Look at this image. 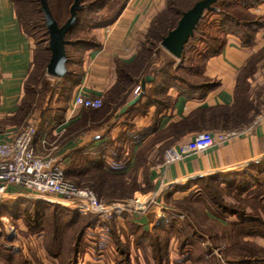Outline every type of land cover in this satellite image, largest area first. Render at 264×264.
Segmentation results:
<instances>
[{"label": "crops", "instance_id": "1", "mask_svg": "<svg viewBox=\"0 0 264 264\" xmlns=\"http://www.w3.org/2000/svg\"><path fill=\"white\" fill-rule=\"evenodd\" d=\"M168 4L169 0H125L110 23L94 28L95 45L83 53L79 76L68 92L55 98L61 101L56 112L42 124L34 139L39 149L40 140L46 139L45 149L64 168H71L74 176L90 177L88 185L102 200L130 197L141 190L151 192L159 184L173 188L189 179L264 160V0L247 8L253 17L242 22L241 28L231 26L221 31L220 48L201 59L195 73L201 78L199 82L168 88L169 104L157 106V99L143 95L153 89L157 81L154 77L145 83L138 100L127 104L134 97L133 86L139 85L145 74H151H140L135 59L154 17ZM33 47V40L19 23L13 1L0 0V138L20 122L16 114L31 68ZM125 72L132 82L116 88L119 76ZM80 91L102 97L103 104L98 108L74 105ZM232 129H242L243 133L166 167L161 165L167 147L177 146L201 131ZM118 222L125 234L140 241L156 224L135 214ZM99 227L100 223L85 232L89 229L96 234L101 231ZM243 239L264 246L258 237ZM133 247L139 250L136 243ZM186 255L184 247L177 250L178 257L170 264H186ZM149 259L152 264H166L162 257L157 262L154 257ZM230 261L264 264L245 259Z\"/></svg>", "mask_w": 264, "mask_h": 264}, {"label": "rangeland", "instance_id": "2", "mask_svg": "<svg viewBox=\"0 0 264 264\" xmlns=\"http://www.w3.org/2000/svg\"><path fill=\"white\" fill-rule=\"evenodd\" d=\"M190 1L185 0V4ZM31 2H15L21 26L34 45L31 68L20 103L26 112L16 126L28 123L37 125L56 112V106L61 101H55V98L60 97L63 91L68 92L79 76L82 56L87 49L84 40L93 36L94 32L91 25L109 16L122 0H107L98 13H95V8L81 12V22L66 36L70 41L78 40L79 44L66 45L67 73L62 77L46 73L50 56L48 34L39 4ZM48 2L55 19L62 23L68 16V0ZM215 7L225 11L230 8L228 0H218ZM217 20L216 14L207 12L204 15L187 42L183 57L179 59L162 47L156 48L145 43L151 51L142 53L143 65L147 69H158L156 84L143 95L157 99V106H165L170 101L166 95L168 88L190 87L201 80L195 73L202 57L223 40ZM137 85L133 86V96L136 95ZM67 170L71 176L72 172ZM69 178L79 186L91 188L88 176L80 174ZM148 193L152 191H135L130 197L150 200ZM20 198L13 196L0 199V255L3 260L0 259V264H149V257H154L157 262L158 252L166 264L167 260H170V264L172 259L178 257L177 250L181 251L183 247L187 252L186 264H229V260L238 262L247 256L264 258V246L243 239L251 236L264 241V234H258L264 233V161L261 160L226 172L189 179L151 198L144 211H124L118 220L135 214L157 224L150 235H145L141 241L132 234H125L119 222L110 234L102 230L95 234L89 229L84 233L88 215L76 217L74 221L68 220L65 211L46 204H41L43 207L37 208L36 213L32 206L19 201ZM255 217L259 220H251ZM80 228L83 229V235L76 256L70 254L67 246L75 235H79ZM156 234L160 237H156ZM135 243L139 246L138 251L133 247Z\"/></svg>", "mask_w": 264, "mask_h": 264}, {"label": "built area", "instance_id": "3", "mask_svg": "<svg viewBox=\"0 0 264 264\" xmlns=\"http://www.w3.org/2000/svg\"><path fill=\"white\" fill-rule=\"evenodd\" d=\"M137 92H141L138 85L135 88L136 95ZM102 103V97L81 91L76 93L73 100L74 105L81 107L98 108ZM35 133L36 125L28 123L7 129L0 138V199L13 196L39 199L57 203L81 214H91L95 216V222L100 223V230L106 234L109 231L107 220L118 223V216L124 211H144L151 198L159 196L166 189V184L155 186L152 193H148L150 200L139 197L101 200L91 188L78 186L66 178L62 163L45 149L46 139L40 140L42 149L37 147ZM242 133V129L198 132L177 146L167 147L161 165L166 167L188 154L205 150L213 143L226 142Z\"/></svg>", "mask_w": 264, "mask_h": 264}, {"label": "trees", "instance_id": "4", "mask_svg": "<svg viewBox=\"0 0 264 264\" xmlns=\"http://www.w3.org/2000/svg\"><path fill=\"white\" fill-rule=\"evenodd\" d=\"M12 1H13V4H14V7H15V2L17 0H12ZM31 1H32L31 3L39 4L38 0H31ZM106 1L107 0H80L81 7L77 10L76 21H75L74 25L70 28V30L65 34V39H66V36L69 33H71L76 28V26L79 25V23L81 22V12L82 11L84 12L86 9L95 8V10L97 11L95 13H98V11L100 9H102L104 7V5L106 4ZM195 1L196 0H191L188 4H185V0H169V4L167 6V9L164 10L163 12L159 13L157 16L154 17V19H153V21L151 23V26L149 27L148 31L146 32L145 40L141 43V45L139 47V50L137 52L136 59H135L136 69H138V71H140V74H144L146 72H150L155 78L157 77V75H156L157 73L156 72H157L158 68L147 69L143 65V61L144 60H143V56H142L143 54L142 53H144L145 51L147 53L149 51H151V48H149V46L147 47L145 45V43H147V44L149 43L151 46H154L156 48L161 47L160 40H161L162 36L165 35L169 29H171V28H173L175 26V24H176L178 18L180 17L182 11H184L188 7H190ZM217 1L218 0H216L214 2V4H213L214 8L213 9L204 11L202 17L199 19L198 23L196 24V27L194 28L193 34L196 31L199 23L201 22V20L203 19L204 15L207 12L217 15V18H218L217 23L219 25L220 31H226L231 26H233L234 28H241V25L243 24L242 22H245V21L247 22V21L250 20L249 18L253 17L247 12V8L250 7V6L255 5L260 0H228V6H230V8L227 11L219 9L218 7H215V4H216ZM47 2H48V0H47ZM71 2H72V0H68V5ZM124 3H125V0H122V2L119 4V7L116 8L109 16H107L106 18H103V19L101 17L102 20L99 19L97 22L93 23L91 25V27L92 28H97V27H100V26H103V25H106V24L110 23L116 17V15L120 11V9H121V7L123 6ZM48 5H49V8H50V10L52 12V8H51L49 2H48ZM238 10H241V11H238ZM39 11H41L40 10V4H39ZM52 15L54 17L53 12H52ZM17 17H18V15H17ZM18 20H19V18H18ZM257 21L259 22L258 24H260V21L259 20H257ZM19 23H20V20H19ZM57 23L61 24L58 21H57ZM43 24H44V19H43ZM162 24H164V25L162 26ZM20 25H21V23H20ZM193 34H192V36H193ZM192 36H190L189 39H191ZM189 39H188V41H189ZM84 42L87 44V47L95 45V37H94V35L91 36L90 38H87V40H84ZM187 42H186V44H187ZM69 43L74 44V45L77 44V43L79 44L78 40L70 41V40L67 39V43L65 44V48H66V45L69 44ZM221 43H223V40H222ZM221 43L217 47H215L214 49L209 50L206 54L217 51L220 48ZM186 44L184 45V49H183V52H182L180 58L183 57V55H184ZM65 52H66V50H65ZM131 82H132V80L130 78L129 73H126V72L122 73L121 76H119V81H118L119 84L117 83L118 85L116 86V88H121V89L125 88ZM25 112H26V110L23 109L22 105L20 104L18 109H17V114H16L17 118H18V121L22 120L23 116L25 115ZM48 119H49V117H47L45 119H42V121L40 123L38 122L37 125L35 124L36 125V133L34 135V139L38 135V133L40 132V127L42 126V124L44 122H46ZM218 131H220V130H218ZM261 161H264V160H261ZM67 169H69L70 171H72V169L71 168H64V173H65L66 178L71 180V178H69V177L73 178L74 174L71 173V176H69L70 173L68 172ZM82 176H84V175H82ZM71 181H73V180H71ZM97 196H98V194H97ZM128 198L129 197H123V198H119V199H128ZM18 200L21 201L22 203L27 204V206L28 205L32 206L33 209H35L33 212L36 211V213H37V208L43 207V206H41V204L53 205L58 210L65 211V213L67 214V217H68L66 219L72 220V221H74V219L76 217H79L81 215H88L89 216L88 217L89 220L86 222L85 228L86 229L87 228H93L94 229V227L97 226L95 220L93 221V215H91V214H77V211H75V210L68 211V209L66 207L59 206L57 203L54 204L52 202H47V201L45 202V201L39 200V199L35 200V199L22 197V198H20ZM251 220L257 221L259 219L255 217V218H251ZM258 222H260V221H258ZM106 223L109 225V232L106 233V234H110V232L113 229V227L115 228V226L118 224V223H115L111 219L107 220ZM262 225H264V224H262ZM81 229L82 228L79 229L80 230L79 235L78 234L75 235L74 240L72 241V243L69 246H67L69 248V250H70V254L73 253L76 256H77L79 240L81 241V238H82V235H83V229L82 230ZM84 233H85V231H84ZM258 234H264V233L263 232H261V233L258 232ZM157 257H158L157 259H159L161 257V255L158 254ZM249 257L247 256L244 259L246 261H249V262H254V261L262 262V261H264V258H260V257H257V256L256 257L252 256L250 258ZM0 259L2 260L1 255H0ZM75 259H76V257H75Z\"/></svg>", "mask_w": 264, "mask_h": 264}, {"label": "water", "instance_id": "5", "mask_svg": "<svg viewBox=\"0 0 264 264\" xmlns=\"http://www.w3.org/2000/svg\"><path fill=\"white\" fill-rule=\"evenodd\" d=\"M216 0H196L190 7L182 11L175 26L167 31L160 40V45L176 58H180L184 45L192 36L194 28L205 10L214 8ZM43 14L44 26L48 34V49L50 56L46 64V73L55 77H62L67 73L65 52V34L74 25L77 10L81 7L80 0H72L68 8V16L58 24L52 15L47 0H38ZM154 80L152 74H145L138 85L141 91L145 89V83ZM141 96L138 93L127 104H133Z\"/></svg>", "mask_w": 264, "mask_h": 264}]
</instances>
